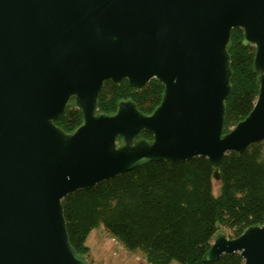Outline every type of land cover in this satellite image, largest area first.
Returning <instances> with one entry per match:
<instances>
[{
    "label": "water",
    "instance_id": "1",
    "mask_svg": "<svg viewBox=\"0 0 264 264\" xmlns=\"http://www.w3.org/2000/svg\"><path fill=\"white\" fill-rule=\"evenodd\" d=\"M233 29L255 47L258 96L228 132ZM160 104L98 109L106 81ZM70 133L55 124L69 102ZM152 141L137 140L142 133ZM121 143H118V139ZM264 141V0H0V264H91L70 244L62 200L153 161L209 160ZM264 264V223L214 237L204 260Z\"/></svg>",
    "mask_w": 264,
    "mask_h": 264
},
{
    "label": "trees",
    "instance_id": "2",
    "mask_svg": "<svg viewBox=\"0 0 264 264\" xmlns=\"http://www.w3.org/2000/svg\"><path fill=\"white\" fill-rule=\"evenodd\" d=\"M243 31L233 29L228 45L231 92L225 102L228 132L253 109L259 91L253 68L255 47L242 44ZM164 86L152 79L135 92L106 81L98 109L111 113L121 101L132 100L144 114L161 102ZM74 103V100H73ZM82 120L81 111L67 107L55 124L67 133ZM144 140L152 135L144 132ZM221 191L212 189L213 169L206 157L184 162L153 161L79 190L62 200L70 244L88 257L87 239L99 225L128 250L144 252L148 264H244L239 253L208 262L204 256L221 227L236 238L252 225L264 223V141L244 152H229L219 166ZM91 263V262H90Z\"/></svg>",
    "mask_w": 264,
    "mask_h": 264
},
{
    "label": "rangeland",
    "instance_id": "3",
    "mask_svg": "<svg viewBox=\"0 0 264 264\" xmlns=\"http://www.w3.org/2000/svg\"><path fill=\"white\" fill-rule=\"evenodd\" d=\"M68 107H74L73 99L69 102ZM212 189L214 196H219L221 180H213ZM217 234L231 237V233L226 227H221ZM86 243L89 247L87 259L91 264H148L143 251L128 250L116 237L110 235L102 225H99L90 233ZM171 264L179 263L173 260Z\"/></svg>",
    "mask_w": 264,
    "mask_h": 264
},
{
    "label": "flooded vegetation",
    "instance_id": "4",
    "mask_svg": "<svg viewBox=\"0 0 264 264\" xmlns=\"http://www.w3.org/2000/svg\"><path fill=\"white\" fill-rule=\"evenodd\" d=\"M74 100V99H73ZM143 134V133H142ZM137 140H144V139H142L141 138V136H138L137 138H136ZM153 140V136H152V139L151 140H146V141H152ZM118 143H121V139L119 138L118 139Z\"/></svg>",
    "mask_w": 264,
    "mask_h": 264
}]
</instances>
